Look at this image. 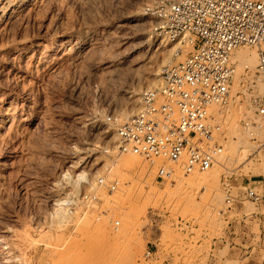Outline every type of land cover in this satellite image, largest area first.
I'll list each match as a JSON object with an SVG mask.
<instances>
[{
	"label": "rangeland",
	"instance_id": "374dc122",
	"mask_svg": "<svg viewBox=\"0 0 264 264\" xmlns=\"http://www.w3.org/2000/svg\"><path fill=\"white\" fill-rule=\"evenodd\" d=\"M155 1L3 0L0 264H241L217 240L234 215L226 189L236 195L242 182L264 180L256 51L238 48L248 68L233 53L230 100L217 116L218 163L190 172L181 161L166 163L173 174L156 179L165 161H145L115 136L122 110L132 104L135 113L141 90L192 50L193 42L153 33L146 7ZM172 47L181 48L177 57ZM87 191L97 200H81ZM58 197L74 198L62 218ZM254 210L246 200L245 212Z\"/></svg>",
	"mask_w": 264,
	"mask_h": 264
},
{
	"label": "built area",
	"instance_id": "2783aa9c",
	"mask_svg": "<svg viewBox=\"0 0 264 264\" xmlns=\"http://www.w3.org/2000/svg\"><path fill=\"white\" fill-rule=\"evenodd\" d=\"M146 9L156 19L151 26L154 34L176 44L193 42L192 50L182 60L167 62L157 83L141 90L137 111L118 123L116 139L145 161H165L156 179L173 174L168 163L181 161L185 172L208 170L222 152L217 116L230 100L237 48L255 49L256 73L264 82V0H156ZM180 53L176 48L173 57ZM252 101L255 113L264 116V93ZM104 181L99 178L97 184L106 185ZM118 185L113 180L107 188L112 192ZM237 190L232 195L226 189L230 209L239 192L255 204L262 198L254 185L240 184ZM80 198L97 200L91 191ZM73 203V197H62L58 205L71 213Z\"/></svg>",
	"mask_w": 264,
	"mask_h": 264
},
{
	"label": "crops",
	"instance_id": "0c3cea01",
	"mask_svg": "<svg viewBox=\"0 0 264 264\" xmlns=\"http://www.w3.org/2000/svg\"><path fill=\"white\" fill-rule=\"evenodd\" d=\"M241 185L256 186L262 198L255 204L242 192L238 193L232 208L234 215L229 220L230 230L225 237L217 240V245L223 248L228 244L229 253L241 264H264V180L249 179ZM246 200L254 204V211L245 212ZM228 238L229 242H227Z\"/></svg>",
	"mask_w": 264,
	"mask_h": 264
},
{
	"label": "bare ground",
	"instance_id": "6f19581e",
	"mask_svg": "<svg viewBox=\"0 0 264 264\" xmlns=\"http://www.w3.org/2000/svg\"><path fill=\"white\" fill-rule=\"evenodd\" d=\"M172 50H174V48L172 47L171 48ZM235 58H236V60H237V66L238 65H240V64H242L243 66H245V67H249V65H250V60H249V55H247V53H245V52H243L241 49H236L235 50ZM132 94L134 95V93H135V89H133L132 91ZM132 95V96H133ZM136 99V98H135ZM134 99V100H135ZM133 105L132 104H130V105H128L126 108H124L123 110H122V112H121V119H127L129 116H131L132 114H133V107H132ZM82 177V174H80L79 176H78V178H81ZM78 180H76V181H74L75 183L77 182ZM74 183V184H75ZM62 198H57V199H55V202H56V205H58L59 204V202H60V200H61ZM54 213H55V215L57 216V217H59V218H62V217H64V215H65V210H64V208L63 207H61V206H58L57 208H55V210H54Z\"/></svg>",
	"mask_w": 264,
	"mask_h": 264
}]
</instances>
